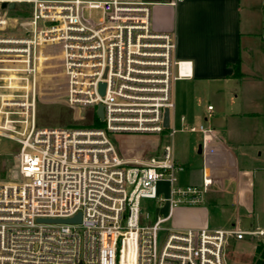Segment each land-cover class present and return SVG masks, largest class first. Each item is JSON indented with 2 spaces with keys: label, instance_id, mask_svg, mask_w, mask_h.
Segmentation results:
<instances>
[{
  "label": "built area",
  "instance_id": "built-area-1",
  "mask_svg": "<svg viewBox=\"0 0 264 264\" xmlns=\"http://www.w3.org/2000/svg\"><path fill=\"white\" fill-rule=\"evenodd\" d=\"M152 6L0 0V137L17 145L21 177L0 181V264H228L229 241L264 236V229L237 225H168L164 206L206 203L215 135L204 124L164 127L165 110L175 108L173 86L192 77L193 65L175 58L174 33L153 30ZM93 10L96 18L86 14ZM49 61H60L68 105L93 108L101 127L38 125ZM178 131L202 135V185L179 181L185 168L176 157ZM134 139L125 149L122 141ZM78 214L76 224L37 221Z\"/></svg>",
  "mask_w": 264,
  "mask_h": 264
},
{
  "label": "crops",
  "instance_id": "crops-1",
  "mask_svg": "<svg viewBox=\"0 0 264 264\" xmlns=\"http://www.w3.org/2000/svg\"><path fill=\"white\" fill-rule=\"evenodd\" d=\"M147 2L153 4V30L174 33L175 58L193 65L192 77L173 86L171 129L204 124L215 135L207 167L213 185L206 203L174 209L164 206L168 225L179 230L221 228L211 222L210 208H218L226 215L236 209L230 227H240L239 210L252 205L254 172L241 166L239 155L250 148L264 147V48L258 50V40H264V0ZM238 62L241 76L234 77L231 65ZM204 99L209 100L206 112L200 109ZM194 135L200 137L199 149L200 133L178 131L174 136L176 157L185 168L179 177L182 185L203 183V156L197 152L201 160L190 162L187 149Z\"/></svg>",
  "mask_w": 264,
  "mask_h": 264
},
{
  "label": "rangeland",
  "instance_id": "rangeland-1",
  "mask_svg": "<svg viewBox=\"0 0 264 264\" xmlns=\"http://www.w3.org/2000/svg\"><path fill=\"white\" fill-rule=\"evenodd\" d=\"M86 14L93 18L99 16L94 10L87 11ZM258 42L260 44L258 50H261L264 48V40L260 38ZM259 56L257 59L261 61ZM47 65L48 67L45 72L48 78L44 81L45 85L42 87V94L37 110L38 125L42 128L101 127L102 124L98 125L96 123L93 108H77L68 105L65 95L66 79L63 75L60 61H49ZM208 104L209 100L204 99L200 105V109L206 112ZM194 136L192 137L190 147L187 148L190 162L201 160V155L197 153L200 137ZM130 141H122L124 148L127 150L133 147L132 143L138 142L137 139ZM167 141L168 139H165V143ZM121 143L120 146H122ZM143 146L144 148L147 147L144 144ZM261 152L262 155H260ZM239 162L242 167L249 168L254 172L252 205L249 209L242 208L239 210L241 216L240 227L243 230H250L251 228L264 229V147L257 149L250 148L244 152L242 151V154L239 155ZM181 176L184 178L185 174L183 173ZM0 181L10 183L21 181V177L18 174V147L13 141L2 137H0ZM152 207L153 204L151 202L143 203V208L148 209L150 212L153 211ZM235 213L236 209L233 213L230 211L226 215V211L210 208L211 222L221 228L230 227L234 221ZM263 239L264 236H256L253 238L246 237L243 240L232 239L229 241L226 248L228 264H252V260L257 257V244Z\"/></svg>",
  "mask_w": 264,
  "mask_h": 264
},
{
  "label": "water",
  "instance_id": "water-1",
  "mask_svg": "<svg viewBox=\"0 0 264 264\" xmlns=\"http://www.w3.org/2000/svg\"><path fill=\"white\" fill-rule=\"evenodd\" d=\"M100 92L101 94L105 93V84L100 85ZM97 115L100 118V120H103L104 113H103V107L99 106L97 110ZM164 127L166 129L171 128V111L169 109H166L164 112ZM198 153H202V146L200 145L198 149ZM82 215L78 214L75 217L68 218V219H47V218H39L37 221L39 223H68V224H76L81 223Z\"/></svg>",
  "mask_w": 264,
  "mask_h": 264
},
{
  "label": "trees",
  "instance_id": "trees-1",
  "mask_svg": "<svg viewBox=\"0 0 264 264\" xmlns=\"http://www.w3.org/2000/svg\"><path fill=\"white\" fill-rule=\"evenodd\" d=\"M235 72L233 74L234 77H240L241 73L239 71V62L236 65H231ZM96 123L101 124L98 119H95ZM257 257L252 260V264H264V239L259 241L256 247Z\"/></svg>",
  "mask_w": 264,
  "mask_h": 264
}]
</instances>
